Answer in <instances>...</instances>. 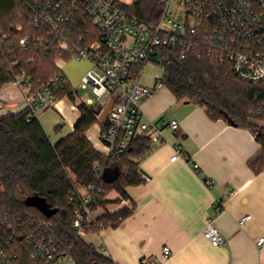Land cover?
<instances>
[{
  "label": "built area",
  "instance_id": "2783aa9c",
  "mask_svg": "<svg viewBox=\"0 0 264 264\" xmlns=\"http://www.w3.org/2000/svg\"><path fill=\"white\" fill-rule=\"evenodd\" d=\"M151 1L161 7L155 22L133 13L132 0H18L21 22L10 23L8 29L0 22V52L13 57L9 62L12 70L9 84L20 88L29 118L54 108L70 85L60 72L34 88L32 78L21 67L17 52L32 46L43 50L47 40L71 54L72 59L91 64L92 69L81 86L92 92L98 103L111 107L110 125L106 131L101 130L100 147L96 149L106 158L121 157L138 139L161 144L166 127L179 130L177 120L158 126L141 109L142 100L164 88L165 75L150 76L152 86L142 81L150 64L163 67L166 72L171 62L165 57L166 52L180 60L190 56L207 58L228 65L232 75L240 80L264 84V0ZM62 62L57 63L60 69ZM84 103L95 102L76 97L74 106ZM260 114L264 116V111ZM177 160L190 162V157L177 150L171 161ZM95 169L102 171L99 165ZM80 187L86 194L80 192ZM101 192L102 188L94 185H78L72 192L70 205L76 218L73 228L77 236L88 234L105 212L96 208ZM127 201L120 199L117 205ZM126 207L134 209L132 203ZM249 219L243 218L240 224ZM203 233L214 246H224L225 240L212 222H208ZM257 246H264V238ZM25 252L37 261L76 264L54 234L53 223L30 215L22 218L0 213V264H20ZM171 254L170 248L163 249L165 259ZM146 264L160 263L150 260Z\"/></svg>",
  "mask_w": 264,
  "mask_h": 264
},
{
  "label": "crops",
  "instance_id": "0c3cea01",
  "mask_svg": "<svg viewBox=\"0 0 264 264\" xmlns=\"http://www.w3.org/2000/svg\"><path fill=\"white\" fill-rule=\"evenodd\" d=\"M107 108L106 116H100V122L87 133L95 149L100 147L101 125L111 107ZM24 109L20 89L13 84L0 89V115ZM54 109L62 112L60 133L49 132L45 115L38 119L56 145L73 133L80 113L63 99ZM141 109L158 126L177 120L180 128H164L162 143L151 144L148 154L138 160L145 183L128 187L129 201L116 205L118 210L134 204L133 214L119 227H107L82 239L113 264L150 260L160 264H264V246H257L264 238V171L255 174L249 167L262 150L256 136L248 129L210 120L202 107L177 101L165 87L142 100ZM177 150L190 157V162H172ZM118 199L117 192L108 198ZM247 216L250 219L241 225ZM208 222L219 230L224 246H214L204 236ZM166 247L172 252L168 259L163 257Z\"/></svg>",
  "mask_w": 264,
  "mask_h": 264
},
{
  "label": "trees",
  "instance_id": "16d2710c",
  "mask_svg": "<svg viewBox=\"0 0 264 264\" xmlns=\"http://www.w3.org/2000/svg\"><path fill=\"white\" fill-rule=\"evenodd\" d=\"M133 13L155 22L161 10L151 0H132ZM18 0H0V22L8 29L12 22H21ZM159 11V12H158ZM29 32L33 29L29 28ZM21 67L32 78L33 87L38 88L55 74L63 73L59 61H69L58 47L46 41L45 48L32 46L17 52ZM171 59L166 68L164 87L179 102L193 103L202 107L212 121H233L237 127L250 130L259 144L261 152L249 162L255 174L264 171V84H253L232 75L228 65H220L207 58L190 56L180 60L177 55L166 52ZM12 56L0 52V89L11 83L12 70L9 62ZM64 74V73H63ZM67 98L76 103V93L69 85ZM80 116L74 131L67 138L53 145L38 117H30L27 110L17 114L0 116V213H11L16 217L34 216L39 221L53 223V232L70 253L76 264H113L101 255L95 247L76 235L73 224L76 220L70 205V197L76 186H97L102 192L96 208L104 209L121 200H129L127 188L145 183L140 173L138 160L146 156L151 142L138 139L119 158H106L89 141L87 133L100 122L105 106L98 102L92 105H78ZM108 119L102 123L106 131ZM99 165L101 170L95 169ZM114 172L115 177L106 179L104 173ZM117 192L119 199H107L109 192ZM31 197L44 199L58 213L51 219L38 209L26 204ZM134 207V204H133ZM134 212L125 207L113 213L100 215L88 234L97 233L107 227H119ZM20 264H52L37 261L28 252L22 253Z\"/></svg>",
  "mask_w": 264,
  "mask_h": 264
},
{
  "label": "rangeland",
  "instance_id": "374dc122",
  "mask_svg": "<svg viewBox=\"0 0 264 264\" xmlns=\"http://www.w3.org/2000/svg\"><path fill=\"white\" fill-rule=\"evenodd\" d=\"M61 70L63 71L64 75L68 79L71 88L74 90L76 93V97L80 98L83 101H87L89 99L93 100L94 102H99L98 98L89 90H85L82 88L81 84L83 81V78L89 73V71L92 69V66L89 62L86 60H77V59H71L66 62L60 63ZM145 76L143 78V83L144 84H153L152 81L150 80V76H153L155 74L159 76H164L165 75V69L163 67L155 66L153 64H150L146 67L145 71ZM17 87V86H16ZM20 89L19 87H17ZM105 100V98L102 99V101ZM65 104H67L70 108L74 105L69 99H63ZM108 107V106H107ZM107 107H105L103 114L101 115V118H104L107 113ZM61 111V109H60ZM45 115L46 120L48 121V130L50 133L58 134L60 133V129H58V125H64L63 122V117H62V112H59L57 109L50 108L45 111H41L39 115ZM2 116V115H0ZM58 121V122H57ZM68 135V134H66ZM67 137V136H64ZM61 140V139H60ZM58 140V141H60ZM57 141V142H58ZM56 142V144H57ZM108 172V171H107ZM106 179H109L108 176H104ZM2 192V188H0V193ZM80 192L86 194V190L82 187H80ZM114 193V191H110L107 195V199L110 197V195ZM112 201V200H110ZM116 202V200L112 201ZM117 203H113L109 205L107 208L100 210L99 212H107V213H113L115 212L117 208ZM104 212V213H105ZM103 213V214H104Z\"/></svg>",
  "mask_w": 264,
  "mask_h": 264
},
{
  "label": "water",
  "instance_id": "95a60500",
  "mask_svg": "<svg viewBox=\"0 0 264 264\" xmlns=\"http://www.w3.org/2000/svg\"><path fill=\"white\" fill-rule=\"evenodd\" d=\"M229 123L234 126L237 127V125L229 120ZM108 176L110 179L114 178L116 173L114 172H105L104 176ZM26 204L29 206H32L36 209H38L44 216H46L47 218L51 219L52 217H54L57 213L58 210L57 209H52L44 199L38 198V197H31L26 201Z\"/></svg>",
  "mask_w": 264,
  "mask_h": 264
}]
</instances>
